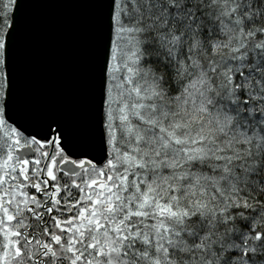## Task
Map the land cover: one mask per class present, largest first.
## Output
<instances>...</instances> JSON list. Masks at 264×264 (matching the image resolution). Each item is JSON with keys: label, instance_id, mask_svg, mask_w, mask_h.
<instances>
[{"label": "snow or ice", "instance_id": "obj_1", "mask_svg": "<svg viewBox=\"0 0 264 264\" xmlns=\"http://www.w3.org/2000/svg\"><path fill=\"white\" fill-rule=\"evenodd\" d=\"M96 6L77 115L22 87L24 0H0V264H264V0ZM192 96L236 150L182 132ZM197 168L244 179L182 202L165 181Z\"/></svg>", "mask_w": 264, "mask_h": 264}, {"label": "water", "instance_id": "obj_2", "mask_svg": "<svg viewBox=\"0 0 264 264\" xmlns=\"http://www.w3.org/2000/svg\"><path fill=\"white\" fill-rule=\"evenodd\" d=\"M96 0H24L22 87L47 103L90 114Z\"/></svg>", "mask_w": 264, "mask_h": 264}, {"label": "clouds", "instance_id": "obj_3", "mask_svg": "<svg viewBox=\"0 0 264 264\" xmlns=\"http://www.w3.org/2000/svg\"><path fill=\"white\" fill-rule=\"evenodd\" d=\"M196 2V0H194ZM230 0H212V3H227ZM235 34V29H232ZM200 47V41L197 39L196 44L193 45V48ZM199 55H203L200 53ZM197 53L194 51L193 59L195 60ZM143 66L140 68V72H143ZM139 76V73H138ZM166 91V90H165ZM200 101L199 97L192 96L187 101L186 106L181 104L179 106V110L177 112V119H180L184 122V127L182 132L185 135L191 136L193 133L198 134L199 136H203L206 139H210L212 141V146L214 147H223L224 149L232 148L234 150L237 149V146L231 142L226 136H222L224 133V128L220 127L215 120L209 121L203 113L200 112ZM174 111H176L174 109ZM203 121V122H202ZM205 149L209 148L208 145L202 146ZM245 154L252 156L251 160H248L246 164L241 165V167L245 168L246 172H251L254 170V166L257 163V155L253 151L252 153H248L246 150ZM217 153L213 152L212 155H216ZM213 167H219L215 165V161H212ZM191 167L190 165L188 166ZM232 172V177H229L225 174L223 170L221 171H208L207 168H197L194 169L192 174H185L184 180L181 181L178 177L181 175L180 172L171 173L168 175V179L165 181L167 184L171 182L178 187H184L185 191L181 194V201L185 200L191 201L196 198V196H200L201 190L206 189V192L200 198L208 199L212 202L219 199L221 195H231L233 187L236 183L234 177H239L241 180L244 179V176L241 173H236L235 169L230 170ZM213 189H219L215 195H213ZM184 249L187 250L191 247V243L185 240L183 245Z\"/></svg>", "mask_w": 264, "mask_h": 264}]
</instances>
